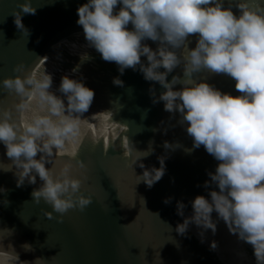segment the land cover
<instances>
[{
    "label": "clouds",
    "instance_id": "9594fccd",
    "mask_svg": "<svg viewBox=\"0 0 264 264\" xmlns=\"http://www.w3.org/2000/svg\"><path fill=\"white\" fill-rule=\"evenodd\" d=\"M18 7L22 11L13 10L14 23L27 31L22 14H34L36 8L31 0ZM235 7L238 12L233 11L232 0L227 6L225 0H86L76 9V23L82 26L87 46L115 62L120 73L130 67L145 80L158 82L164 90L153 102L163 101L166 111L179 113L193 146L203 145L218 161L204 181L208 195L197 194L190 201V214L185 215V203L177 201L176 211L183 220L176 224V232L184 235L195 225L203 240L209 230L214 235L223 221L238 241L251 245L255 264H264V0H235ZM190 34H196L193 47L188 46ZM147 40L156 42V47ZM81 58L87 59V54ZM181 65L183 77L168 79ZM201 70L229 75L239 94L196 79ZM13 71H21V65ZM52 83L46 69L0 80L19 98L11 107H0V144L15 165L17 186L26 179L34 184L39 177L41 183L31 193L35 202L42 199L49 204L52 211L44 214L51 218L58 213L56 219L62 222L69 209L83 211L92 202L81 188V178L73 174L85 167L84 161L76 158L73 163V158L85 131L81 117L95 92L83 79L67 73L56 90ZM113 83L123 85L119 76ZM105 113L110 120L112 113ZM177 146L164 141L166 149ZM152 151L151 146L137 150L128 143L124 152L131 167L142 169L138 182L148 187L166 171L165 155L157 157L158 167L145 166L142 158ZM56 152L72 159L58 169L48 166ZM209 246L215 250L217 241L211 240ZM40 261L37 258L35 264ZM17 262L28 264L13 252L0 250V264Z\"/></svg>",
    "mask_w": 264,
    "mask_h": 264
},
{
    "label": "water",
    "instance_id": "95a60500",
    "mask_svg": "<svg viewBox=\"0 0 264 264\" xmlns=\"http://www.w3.org/2000/svg\"><path fill=\"white\" fill-rule=\"evenodd\" d=\"M22 2L0 0V80L46 69L52 74L53 90L66 73L94 90L92 104L81 117L85 131L73 158V163L76 158L84 161L85 167L73 174L81 178V188L92 202L83 211L69 209L62 222L56 219L58 213L47 217L44 211H52L51 206L42 199L36 203L31 194L41 183L39 177L34 184L26 179L17 186L15 165L0 144V250L28 264L37 258L43 260L37 264H255L251 245L238 241L223 221L203 240L195 225L184 235L176 232L183 220L177 201L182 200L185 215L190 214V201L197 194L208 195L204 181L218 161L203 145L193 146L179 113L166 111L163 101L153 102L164 90L158 82L145 80L130 67L120 73L115 62L87 46L82 26L76 23V9L86 0H31L36 12L21 17L27 31L16 26L12 14L14 9L22 11ZM228 3L225 0V6ZM232 6L239 11L235 0ZM145 42L156 47V42ZM195 42L196 34H190L188 46ZM83 53L87 59L81 58ZM16 65L21 71H13ZM172 75L183 77L182 65L168 79ZM117 76L123 85L113 83ZM195 78L239 94L227 74L201 70ZM18 99L0 85V107H11ZM105 112L112 113L110 120ZM164 141L178 146L166 149ZM128 143L137 150L154 149L142 158L145 166L158 167L157 157H167L165 174L152 187L138 182L142 169L131 167L130 157L124 156ZM68 159V153L56 152L48 166L58 169ZM166 197L170 202H164ZM211 240L217 241L215 250L209 246Z\"/></svg>",
    "mask_w": 264,
    "mask_h": 264
}]
</instances>
